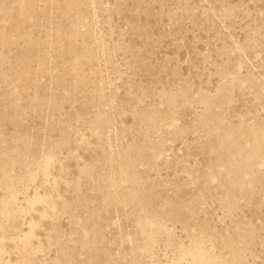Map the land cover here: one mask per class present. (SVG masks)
Here are the masks:
<instances>
[{"label": "rangeland", "instance_id": "1", "mask_svg": "<svg viewBox=\"0 0 264 264\" xmlns=\"http://www.w3.org/2000/svg\"><path fill=\"white\" fill-rule=\"evenodd\" d=\"M0 264H264V0H0Z\"/></svg>", "mask_w": 264, "mask_h": 264}]
</instances>
